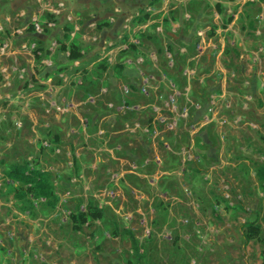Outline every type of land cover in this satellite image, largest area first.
I'll use <instances>...</instances> for the list:
<instances>
[{
	"label": "rangeland",
	"instance_id": "374dc122",
	"mask_svg": "<svg viewBox=\"0 0 264 264\" xmlns=\"http://www.w3.org/2000/svg\"><path fill=\"white\" fill-rule=\"evenodd\" d=\"M150 1L130 10L131 31L122 36L125 49L115 58L98 55L91 70L85 61L64 72L69 68L62 65L71 63L64 56L58 73L41 61L58 60L51 47L78 42V23L67 25V34L75 35L65 41L48 27L54 17L37 19L40 29L32 22V33L15 43L23 51L15 59L7 53L8 39L18 38L20 26L6 30L0 9V264H136L124 229L134 233L142 264H262L264 196L256 171L264 163V0L244 6V20L235 25L242 35L228 31L220 69L213 56L201 60L202 69L192 61L197 77L206 76V89L197 91L200 101L146 97L156 109L145 108L141 138L130 132L137 128V81L121 76L146 64L137 61V39L143 43L145 33L137 26L133 31L132 24L137 13L147 16ZM231 10L212 6L207 16L218 12L224 23L238 8ZM245 21L253 24L244 33ZM237 36L244 44H232ZM44 43L50 54L43 52ZM97 75H105L102 83ZM154 77L149 84H158L160 76ZM119 106L126 111L119 116L126 132L108 137L105 123L92 120V113L105 108L115 114ZM22 163L51 173L55 208L43 200L10 199L5 172ZM89 203L103 210V218L75 231L70 216ZM247 222L260 226L261 241L245 242Z\"/></svg>",
	"mask_w": 264,
	"mask_h": 264
},
{
	"label": "crops",
	"instance_id": "0c3cea01",
	"mask_svg": "<svg viewBox=\"0 0 264 264\" xmlns=\"http://www.w3.org/2000/svg\"><path fill=\"white\" fill-rule=\"evenodd\" d=\"M142 1L144 0H10V4H5L6 7L2 6L4 3L0 1V9L5 10L4 18L3 16L1 18H3L6 30H12L14 33V26H20L18 38L14 39L15 36L11 34V38L8 39L10 48L7 53L11 57H15V59L18 58V54L23 53V51L15 45L23 43L24 39L22 37H27L32 33V20L36 18L44 23L50 15V17H54L53 24L55 29L51 28L52 30H50L51 32L53 31L52 35H61L62 32L65 41L66 38L71 40L75 35V32L67 34L66 31L69 29L67 25L73 21L78 23L75 26V31H79L78 43L83 57L80 60L71 61L70 64H63V68H69L68 71L64 72H69L76 67L79 68V64L85 63V61L90 62H88L86 69L91 70L97 63V61L92 60V57L101 55L109 57L110 61L121 50L125 49V45L120 41L123 39L122 36L126 30L131 31V27L128 26L129 22H132V18L129 16L130 10L134 9L137 4H141ZM249 1L258 0H160L152 6H147L145 10L147 16L136 14L139 17L135 21L137 24H132V29L134 31L137 26V30L145 33L143 37L145 41L143 43H140L137 39V43L140 45V47H137V61L142 60L146 64L142 68L137 67V71L132 70L133 67L126 68L121 76L131 83L137 81V104L134 106L137 111V128L131 129L130 132L137 131V137L141 136V138L146 135L143 132L144 129L138 126L145 121V118H143L147 114L145 108L148 107V110L156 109L153 104L146 100V97L151 94L156 102H161L167 95L171 100L177 97L179 100L187 101L190 99L189 97H194V100L200 101L197 91L200 92L206 89L204 84L206 76L203 75L202 78H198L197 76L200 75L197 67L205 57L209 62L213 56L216 58L217 69H220V58L226 44L225 39L228 37L227 33L228 31H233V33L238 35L243 34V32L237 31L235 25L239 20H244V18L240 19V14ZM61 2H64V8L59 7ZM220 5L222 6L220 7ZM212 6L218 9H227L228 12L232 11L231 8H238V10L236 14H232L233 19H228L223 23L222 17L218 12H214L213 18L207 16V9ZM252 24V21H245L247 30L244 33L249 30L248 25L251 26ZM212 27H214L213 31H211ZM65 33L69 36H65ZM255 34L260 35L261 31L257 30ZM39 39V42H43L46 38L43 36L39 37ZM235 43L244 44L243 37L237 36L236 40H232V44L234 45ZM45 44L42 45L43 52L50 54ZM114 44L117 45L112 47ZM62 46H66L67 49L55 46L52 48L50 46V51L53 55L59 57L57 61L48 60V57L43 59L41 61L43 68L48 67L45 70L53 73L61 71L59 59L64 56L69 59L68 44ZM144 55L148 57L147 61L143 59ZM192 61L195 62L197 67H190L193 65ZM29 62L30 65L27 69L29 74L33 75L36 73L34 59L29 57ZM128 62H131V60ZM202 66L201 62L199 67L202 69ZM157 74L160 76L157 77L159 78L158 84H149V81L151 82L155 79L154 76ZM58 75L62 77L64 74L59 73ZM94 79L102 83L105 75L102 77L97 75ZM42 81H44V78ZM49 81L48 79L45 83H49ZM79 84H82V82L79 81ZM109 85L117 86L119 84ZM101 86L103 87V84ZM151 90L154 91L152 92ZM104 91L108 92V89L105 88ZM164 105H168V101H165ZM104 109L101 113H92V120L101 117L102 123H105V129L102 132H104L103 134L107 132L108 137L115 135V138H117L123 135L126 129L119 121L123 117L119 118V116H122L120 114H125L126 111L122 110L121 106L118 107V111L115 114L110 109H108L110 112ZM89 113L91 114V112ZM151 123H154V121L149 118V126H151ZM93 132H97V130L94 129ZM93 132L92 134L94 135L95 133ZM135 139L138 142L139 138Z\"/></svg>",
	"mask_w": 264,
	"mask_h": 264
},
{
	"label": "trees",
	"instance_id": "16d2710c",
	"mask_svg": "<svg viewBox=\"0 0 264 264\" xmlns=\"http://www.w3.org/2000/svg\"><path fill=\"white\" fill-rule=\"evenodd\" d=\"M158 1L160 0H152L149 5L152 6ZM62 49L66 50L67 47L62 46ZM68 51L71 61H77L83 57L79 44L76 41L69 45ZM256 174L264 196V163L257 168ZM5 178L11 187L8 195L15 202L22 203L27 200H43L51 208H55L59 202L51 173L48 171H44L38 167H31L28 163L14 164L5 172ZM103 215L104 212L102 209L89 203L86 211L77 210L71 214L70 218L73 229L75 231H81L91 220H101ZM243 231L247 244L251 241H261L262 239L261 228L256 222L245 223L243 225ZM122 233L130 240L136 264H142L144 255L141 253V248L134 233L129 229H124ZM262 258V264H264V254Z\"/></svg>",
	"mask_w": 264,
	"mask_h": 264
},
{
	"label": "built area",
	"instance_id": "2783aa9c",
	"mask_svg": "<svg viewBox=\"0 0 264 264\" xmlns=\"http://www.w3.org/2000/svg\"><path fill=\"white\" fill-rule=\"evenodd\" d=\"M59 7L60 8H63L64 7V3H59ZM32 22H34V24H36L37 25V29H40L39 28V24H37V19L36 18H34L33 20H32ZM54 26V24L53 23H50V24H48V27H53Z\"/></svg>",
	"mask_w": 264,
	"mask_h": 264
}]
</instances>
